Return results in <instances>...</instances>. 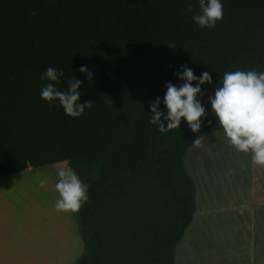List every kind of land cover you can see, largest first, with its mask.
<instances>
[{
	"label": "trees",
	"instance_id": "trees-1",
	"mask_svg": "<svg viewBox=\"0 0 264 264\" xmlns=\"http://www.w3.org/2000/svg\"><path fill=\"white\" fill-rule=\"evenodd\" d=\"M221 2L222 19L201 28L199 0H0V177L65 163L89 186L75 264H175L197 210L184 158L219 131L207 96L226 71H264V0ZM182 65L212 76L206 115L198 133L183 119L161 133L149 102ZM48 67L65 72L60 90L82 82L81 117L41 100Z\"/></svg>",
	"mask_w": 264,
	"mask_h": 264
},
{
	"label": "rangeland",
	"instance_id": "rangeland-1",
	"mask_svg": "<svg viewBox=\"0 0 264 264\" xmlns=\"http://www.w3.org/2000/svg\"><path fill=\"white\" fill-rule=\"evenodd\" d=\"M184 166L196 185L197 210L176 248L175 264H264V167L254 165L250 154L234 151L220 131L205 136L200 148H190ZM64 167L57 163L26 177L27 204L39 201L41 217L64 238V251L59 247L56 255L50 246L57 264H75L82 249L78 212L54 207L56 173ZM45 258L42 254L41 261Z\"/></svg>",
	"mask_w": 264,
	"mask_h": 264
},
{
	"label": "clouds",
	"instance_id": "clouds-1",
	"mask_svg": "<svg viewBox=\"0 0 264 264\" xmlns=\"http://www.w3.org/2000/svg\"><path fill=\"white\" fill-rule=\"evenodd\" d=\"M222 17L221 0H199V13L193 15L192 19L201 28H213ZM78 71L90 83L93 81V73L87 66H80ZM173 75L180 83L174 85L167 82L163 98L157 96L154 101L149 102L150 123L164 133L179 128L183 119L193 133H198L202 118L206 115L205 107L201 103L205 91L201 86L211 84L212 76L207 71L196 76L193 69L185 65ZM64 77L63 70L48 67L40 77L42 81H49L41 88L40 98L50 107L58 104L65 115L76 119L90 107V101H80L82 82L74 76L66 78V90L58 89L55 85L60 84ZM207 101L211 105L219 131L233 150L250 154L254 165L264 167V71H226L217 83L214 93L207 96ZM204 137L197 136L191 145L200 148ZM56 175L58 179L55 189L58 199L55 209L78 212L89 198V186L81 181L71 167H64ZM45 184V180L40 181L41 187Z\"/></svg>",
	"mask_w": 264,
	"mask_h": 264
},
{
	"label": "crops",
	"instance_id": "crops-1",
	"mask_svg": "<svg viewBox=\"0 0 264 264\" xmlns=\"http://www.w3.org/2000/svg\"><path fill=\"white\" fill-rule=\"evenodd\" d=\"M34 170L39 169L27 168L22 173L0 177V264H57L50 246L55 245L56 255L57 248L64 251V238L54 235L55 227L48 226L45 215L41 217L43 206L38 207L39 201L34 206L27 204L31 184L26 177L33 175ZM53 197L56 200V193ZM42 254L46 256L43 261Z\"/></svg>",
	"mask_w": 264,
	"mask_h": 264
}]
</instances>
